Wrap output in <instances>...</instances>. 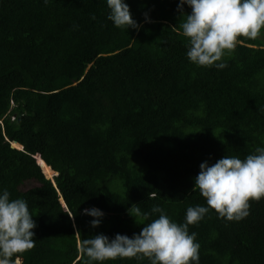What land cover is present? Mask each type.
Returning <instances> with one entry per match:
<instances>
[{"label": "trees", "instance_id": "1", "mask_svg": "<svg viewBox=\"0 0 264 264\" xmlns=\"http://www.w3.org/2000/svg\"><path fill=\"white\" fill-rule=\"evenodd\" d=\"M125 2L138 29L114 27L106 0H0V190L24 199L37 225L21 264H85L80 238L131 237L158 218L135 223L133 204L183 223L189 206H206L192 190L202 162L264 147L258 36L238 38L222 70L196 66L179 0ZM249 203L240 221L210 210L189 225L199 264H264V198ZM92 207L104 213L96 228L81 214Z\"/></svg>", "mask_w": 264, "mask_h": 264}, {"label": "clouds", "instance_id": "2", "mask_svg": "<svg viewBox=\"0 0 264 264\" xmlns=\"http://www.w3.org/2000/svg\"><path fill=\"white\" fill-rule=\"evenodd\" d=\"M185 5L191 9L188 15L183 14ZM106 6L107 19L114 27H140L125 0H106ZM177 11L185 17L180 30L187 41L186 58L196 66L224 69L227 64L222 58L241 42L238 38H256L264 28V0H179ZM144 19L150 22L147 14ZM193 184L192 190L199 191L206 206H189L184 222L178 224L158 206L142 212L133 204L127 214L135 223L137 219L148 221L150 214L158 213V218L142 224L139 233L131 237L116 234L110 240L97 234L80 238V252L87 258L85 264L141 256L150 264H199L200 244L196 233H189V225L199 223L210 210L227 221H240L249 215V202L264 198V147H256L243 159L224 155L211 165L202 162ZM81 214L92 218V228L98 227L104 216L95 207L83 209ZM36 226L27 202L10 199L7 189L0 190V264H19L22 254L35 246ZM75 235L80 237L79 231Z\"/></svg>", "mask_w": 264, "mask_h": 264}, {"label": "water", "instance_id": "3", "mask_svg": "<svg viewBox=\"0 0 264 264\" xmlns=\"http://www.w3.org/2000/svg\"><path fill=\"white\" fill-rule=\"evenodd\" d=\"M11 145H13L14 147H12ZM10 146H11V148H15V149H17V150H21L22 149V147L21 146H18L17 144H15V143H12ZM40 160H37V164H39V166L41 167V169H42V166H41V163L43 164V162H39ZM44 165V164H43ZM49 168V167H48ZM50 169V168H49ZM51 170V169H50ZM51 173L52 174H54V175H56V173L55 172H53L52 170H51ZM21 262H22V259H20V261H19V264H21Z\"/></svg>", "mask_w": 264, "mask_h": 264}, {"label": "rangeland", "instance_id": "4", "mask_svg": "<svg viewBox=\"0 0 264 264\" xmlns=\"http://www.w3.org/2000/svg\"><path fill=\"white\" fill-rule=\"evenodd\" d=\"M257 39H258L259 41H261V44H262V45H264V32L261 33L260 35H258ZM45 170H46V169H45ZM46 172H47L48 175L50 174V170H49V169H47ZM46 177H48V176H46ZM51 177H52V175L49 176L48 178H51Z\"/></svg>", "mask_w": 264, "mask_h": 264}, {"label": "bare ground", "instance_id": "5", "mask_svg": "<svg viewBox=\"0 0 264 264\" xmlns=\"http://www.w3.org/2000/svg\"><path fill=\"white\" fill-rule=\"evenodd\" d=\"M50 170V169H49Z\"/></svg>", "mask_w": 264, "mask_h": 264}]
</instances>
